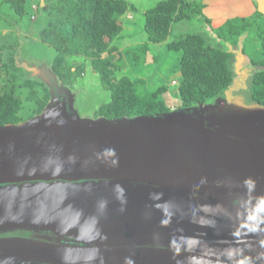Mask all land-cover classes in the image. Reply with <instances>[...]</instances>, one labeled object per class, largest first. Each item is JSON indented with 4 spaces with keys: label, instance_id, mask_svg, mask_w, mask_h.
<instances>
[{
    "label": "water",
    "instance_id": "obj_1",
    "mask_svg": "<svg viewBox=\"0 0 264 264\" xmlns=\"http://www.w3.org/2000/svg\"><path fill=\"white\" fill-rule=\"evenodd\" d=\"M40 69L43 111L0 127V233L56 237L0 235V264H264V107L249 91L196 114L89 120L64 96L58 111L71 94Z\"/></svg>",
    "mask_w": 264,
    "mask_h": 264
},
{
    "label": "trees",
    "instance_id": "obj_2",
    "mask_svg": "<svg viewBox=\"0 0 264 264\" xmlns=\"http://www.w3.org/2000/svg\"><path fill=\"white\" fill-rule=\"evenodd\" d=\"M26 2L27 0H0L19 18L25 16ZM203 9L204 5L195 1H158L143 14V31L148 42H164L171 24L177 21L193 19L202 25H210L211 21L205 17ZM129 10L134 11V7L124 0H45L42 10L45 19L44 23L42 19V27L37 34L38 41L55 51L50 68L64 85L73 86L83 76L86 63L89 62L91 69L98 75L101 86L110 95L109 102L99 106L96 115L109 121L170 112V108L159 98L165 92V87H159L148 96H143L129 77H114L115 48L110 45L121 33L119 17ZM263 17L264 15L255 11L251 18L226 22L216 31L212 30L216 42L234 45L242 36L247 39L253 29L264 53V27L258 23ZM167 50L180 54V80L176 95L182 109L203 105L230 86L232 76L228 62L232 53L226 47L206 45L202 36L188 34L169 44ZM146 51V46H143L132 53L135 63L142 60ZM257 65L262 70L252 75L249 92L251 100L264 107V60L258 61ZM14 80L12 78L11 89L0 84V127L21 122L18 113L22 101L15 92ZM18 87L27 90L26 100L34 105L30 117L40 114L49 100L48 89L31 80H25ZM38 88L42 90V96L39 95Z\"/></svg>",
    "mask_w": 264,
    "mask_h": 264
},
{
    "label": "rangeland",
    "instance_id": "obj_3",
    "mask_svg": "<svg viewBox=\"0 0 264 264\" xmlns=\"http://www.w3.org/2000/svg\"><path fill=\"white\" fill-rule=\"evenodd\" d=\"M124 1L129 6H133L134 11L129 10L126 14L119 17L121 33L110 45L115 48L113 54L116 64L114 73L116 79L122 76L129 77L136 83L138 92L143 96H148L159 87H165V92L159 98L170 108L169 113L185 110L180 107L176 95V87L180 80L178 67L180 54L168 51L167 46L188 34H198L203 37L206 45L220 48L226 47V50L232 53L228 62L232 76L230 86L221 95L201 105L200 108L214 105L216 101L229 103L231 100V102L239 103L242 100H248L250 79L255 72L262 70L257 65V62L264 60V53L259 47L254 30H251L247 39L242 36L234 45H224V43L216 42L213 33L226 22L247 18L249 8L245 1L188 0L204 5L203 14L210 19L211 24L202 25L193 19L174 22L171 24L169 35L165 41L159 44L148 42L143 31V14L161 0ZM258 2L264 5V0H258ZM256 4L257 1L253 0L255 7ZM44 6L45 0H27L25 16L19 18L8 5L0 3V84L11 89L13 86L11 83L12 78H15V92L22 101L21 109L18 113L22 123L35 116L30 117L33 113L34 105L26 100L27 90L19 88L18 85L25 80L41 83L39 81V77H41L40 68L43 65L50 68L55 56L53 48L37 39L38 30L42 27V19L43 23L45 19L42 11ZM143 46H146L147 51L143 57L141 56L142 60L139 63H135L132 53L137 52ZM35 72H38V74ZM42 77L46 76L42 74ZM45 80L51 90H57L59 93L57 85L59 87L62 86L71 94L59 95L60 99L54 103L55 107L59 108L58 111L61 110L60 102L64 101L61 99L65 97V102L68 99V112L70 114H78L81 119L95 120L99 118L96 115V110L110 100L109 92L101 86L99 77L91 69L89 62L86 63L83 76L78 78L73 86L64 85L59 80L54 82L48 75ZM37 91L42 96V90L38 88ZM62 93L60 92L59 94ZM70 107H72V111L69 110ZM193 108H195L194 111ZM188 110H191L192 114H196L199 112V107L194 106ZM210 115L211 111L205 113L204 120H207V122L211 121L213 118ZM30 234L38 237H56L55 233L51 231H29ZM0 235L1 237H29V235H24L21 231L19 233L16 231H4Z\"/></svg>",
    "mask_w": 264,
    "mask_h": 264
},
{
    "label": "crops",
    "instance_id": "obj_4",
    "mask_svg": "<svg viewBox=\"0 0 264 264\" xmlns=\"http://www.w3.org/2000/svg\"><path fill=\"white\" fill-rule=\"evenodd\" d=\"M243 1H245L247 7L249 8V11H247V16H248L247 18H251L253 16V14L255 13V11L258 10L259 2H258V0H256L257 4H256V7H255V5H253V0H243ZM258 23L261 24L264 27V17L260 18L258 20Z\"/></svg>",
    "mask_w": 264,
    "mask_h": 264
}]
</instances>
